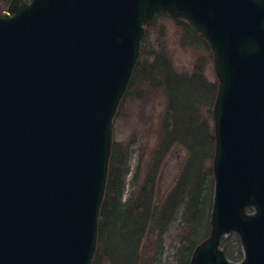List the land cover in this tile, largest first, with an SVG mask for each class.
Returning <instances> with one entry per match:
<instances>
[{"label": "water", "instance_id": "1", "mask_svg": "<svg viewBox=\"0 0 264 264\" xmlns=\"http://www.w3.org/2000/svg\"><path fill=\"white\" fill-rule=\"evenodd\" d=\"M0 15V264H91L112 118L143 25L180 17L213 51L210 237L190 264H264V0H16ZM255 213L247 215L246 209Z\"/></svg>", "mask_w": 264, "mask_h": 264}, {"label": "trees", "instance_id": "2", "mask_svg": "<svg viewBox=\"0 0 264 264\" xmlns=\"http://www.w3.org/2000/svg\"><path fill=\"white\" fill-rule=\"evenodd\" d=\"M9 1L2 0L1 8L4 9ZM179 22L177 24L180 32L187 36L184 38L187 43L203 45L206 50L204 57H206L210 51L206 43L203 42L204 40L192 31L186 23ZM144 41L145 39L141 43L140 58L124 99L127 98L133 89V95H135V91H138V89L143 94L160 88L168 105L166 115L168 114L169 116L166 119V134L163 139H160L157 150L152 154L145 177L139 186L136 185L137 188L133 190V193L124 202L122 201L125 189L124 181L129 171L127 158L119 150L111 156L105 196L100 209L99 247L93 264H96L102 258L109 259L112 264H116V260L112 258L106 244V238L108 235L111 236L112 232L116 233L118 241L124 246L123 250H126V248L130 249L132 246L133 253H131L130 264H138L141 260L139 251H142L143 245L149 243L151 237L155 236V234L161 239L163 233L167 231V226L175 224L176 221L182 227H186L184 236L179 241L176 250L178 264H189L195 247L205 240L210 233L213 178L211 165L207 163L212 158L214 147L210 145L208 148L205 138L202 141L196 139L190 145L180 138L177 133L183 128L189 127L191 129L192 127L189 125L193 124L192 132L199 139L203 130V137L205 135L207 137L210 136L209 138L212 140V133L211 130L210 134L208 132L207 122L211 118L212 106L216 95L215 84L208 83L204 79L203 66L200 65V68H197L198 63H193L190 70L184 72L188 75V78L178 75L181 72L173 70L172 66L166 62L167 59L162 57L163 54L159 52H151L155 57L153 63L148 67L144 66L147 61L143 45ZM180 43L184 45L183 40ZM161 72H163V75H161ZM137 79L139 84L134 87L133 85L136 84ZM180 80L189 83L196 91V94L192 95L193 102L188 106L190 113L187 115L177 105L176 96L174 95L178 83L181 82ZM143 88H146L145 92ZM171 93H173V97L170 96ZM204 96L208 97L209 102L204 101ZM124 101H121L119 111ZM177 109L180 110V113ZM172 115H176L179 120L178 128L180 130L178 129V132L174 131L177 128L175 123L172 121L170 123ZM174 146L179 147V150L182 148L186 152V159L172 183L166 190L161 191L165 161ZM181 206L184 209L178 219V212ZM113 228L115 229L113 230ZM230 237L222 239L221 247L227 258L236 261L238 256H235V253H239V251H229L228 245L238 246L239 243L235 237L233 240H229L231 239ZM102 240L105 241L103 246Z\"/></svg>", "mask_w": 264, "mask_h": 264}, {"label": "rangeland", "instance_id": "3", "mask_svg": "<svg viewBox=\"0 0 264 264\" xmlns=\"http://www.w3.org/2000/svg\"><path fill=\"white\" fill-rule=\"evenodd\" d=\"M14 1L15 0H10L7 5H9L10 2L12 4ZM1 6L2 0H0V11H5L6 9L1 8ZM145 37L143 45L146 51L145 58H147V61L144 66L146 65V67H148L153 63L155 57L151 52H159L163 54L162 57L167 59H165L166 62L172 66L173 70L181 72L178 75H183L188 78V75L184 72L190 70L193 63H198L197 68H200V65L203 66L204 79L208 83L215 84V93H217V76L212 61V54L208 52L207 56L204 57L206 50L203 48L202 44V46L198 44H188L187 40L184 39L187 36L180 32V28L174 20L168 16L160 17L153 27L147 29ZM181 40H183L184 45H181ZM161 75H163V72H161ZM180 81L181 82L178 83L174 91V95L176 96L177 105L180 106L187 115L190 113V108L188 106L193 102L192 95H195L196 91H194L189 83L184 80ZM138 84L139 80L137 79L136 84L133 86H138ZM143 91L145 92L146 88H143ZM133 92L134 89L131 90L127 98L124 99L125 101L121 105L120 112L113 120L112 127L114 143L113 154H115L117 150L121 151L122 155L127 158L129 167L128 174L124 181L125 189L122 197L123 202L127 200L129 195L133 193V190L140 185L142 179L145 177L151 162L153 150L160 141L161 133L164 132V136L166 134V119L169 116L168 114L166 115L168 106L167 101L160 88L143 93L142 96H140V94H142L140 89L135 91V95H133ZM170 96L173 97V93H171ZM203 99L209 102L208 97L204 96ZM178 112L180 113V110H178ZM171 121L174 122L175 127H177L174 131L178 132L180 128H178L179 120L176 115L171 116L170 123ZM189 126L194 128L193 124ZM192 128H183L177 135L190 145H192L196 139L202 141L203 138H205L207 147L209 148L210 145L214 147L212 113L211 118L208 119L207 122L208 132L210 134L211 130L212 133V140L209 138L210 136L207 137L205 135L203 137V130L202 133L200 132L199 139L197 135L192 132ZM197 128L199 129V127ZM179 149V147H174L165 161L166 164L164 165L162 173L163 182L161 191L166 190L172 183L180 166V162L183 163L186 159V152L182 148L181 150ZM211 156V160L207 163L210 165H212L214 148ZM184 208L182 206L180 207L178 219ZM114 229L115 228H113V230ZM166 230L167 231L163 233L161 239L155 234V236L151 237L149 243L143 245L142 251H139L141 260L138 264H178L176 250L179 241L184 236L186 227H182V225L176 221L175 224H169ZM225 238L228 239L229 236ZM230 238L229 240L234 239V237ZM104 243L105 241L102 240V246ZM106 244L108 245V250L112 258L116 260V264H130L131 253H133L132 246L130 249L126 248V250H123L124 246L118 241L117 235L114 232H112L111 236H107ZM228 250L239 251V253H235V256H238V261L242 258L239 245H228ZM102 259L97 261L96 264H112L109 259Z\"/></svg>", "mask_w": 264, "mask_h": 264}]
</instances>
